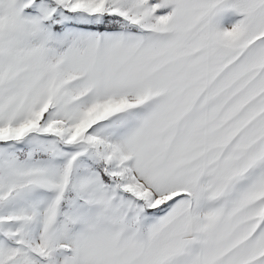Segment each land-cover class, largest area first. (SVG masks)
<instances>
[{
    "label": "snow or ice",
    "instance_id": "snow-or-ice-1",
    "mask_svg": "<svg viewBox=\"0 0 264 264\" xmlns=\"http://www.w3.org/2000/svg\"><path fill=\"white\" fill-rule=\"evenodd\" d=\"M0 264H264V0H0Z\"/></svg>",
    "mask_w": 264,
    "mask_h": 264
}]
</instances>
